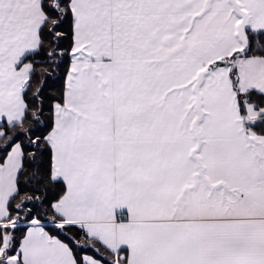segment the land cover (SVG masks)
Listing matches in <instances>:
<instances>
[{"label":"snow or ice","instance_id":"obj_1","mask_svg":"<svg viewBox=\"0 0 264 264\" xmlns=\"http://www.w3.org/2000/svg\"><path fill=\"white\" fill-rule=\"evenodd\" d=\"M0 264H264V0H0Z\"/></svg>","mask_w":264,"mask_h":264}]
</instances>
